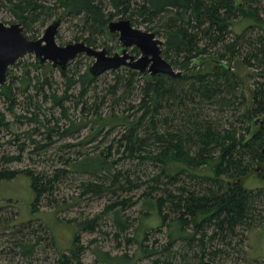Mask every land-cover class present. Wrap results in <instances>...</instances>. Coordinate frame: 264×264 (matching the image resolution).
I'll list each match as a JSON object with an SVG mask.
<instances>
[{
	"label": "trees",
	"instance_id": "trees-1",
	"mask_svg": "<svg viewBox=\"0 0 264 264\" xmlns=\"http://www.w3.org/2000/svg\"><path fill=\"white\" fill-rule=\"evenodd\" d=\"M1 8L11 14L10 23H20L31 39L39 37L48 21L77 18L74 24L80 35L76 39L90 46L98 44L100 36H114L107 23L115 16L134 15L155 36L164 37L161 54L180 71L179 75H150L123 65L106 92L91 98L87 92L96 88L97 76L88 68L71 69L68 74L71 61L66 77L61 76V92L49 69L30 75L28 67L41 69L43 62L23 63L18 58L7 69L6 82L0 85L6 105L0 109V127L10 131L9 142L17 150L0 154V180L21 173L27 176L32 212L39 211L43 200L55 214L62 210L65 200H57L54 189L70 174L81 178L80 195L108 197L100 211L67 220L73 234L67 252L57 255V264H131L133 255L111 253L100 246L93 247L92 263L81 259L80 234L101 230L103 220L111 222L116 237L124 236L127 246L136 245L147 264L224 261L242 227L264 222V214L256 213V205L264 204L263 186L246 185L254 173L264 180V124H259V118H264V0H0ZM242 16L252 23L233 32V21ZM238 63L254 68L250 85L239 73ZM14 66H21L19 75L13 73ZM48 66L52 68L51 63ZM134 82L141 83L136 104L124 100ZM75 85L78 91L70 92ZM30 86L43 102L49 101L48 109L57 110V116L52 112L40 117L41 104L33 103ZM16 92L24 96L22 113L15 111L20 105ZM106 100L110 103L103 111ZM66 102L78 108L77 117ZM118 103L125 107L117 110ZM5 112L33 125L12 131ZM116 128L119 132L102 146ZM83 129L87 132L81 136ZM22 134L25 139L20 141ZM100 134V143L88 147ZM54 136L77 140L59 145L60 150L75 149L69 155L60 153L51 170L8 166L23 161L26 147H32L29 153L50 147ZM134 190L139 191L136 199ZM135 203L143 215L167 227L164 243L158 238L150 242L142 221L133 225L125 210ZM15 214L13 220L3 217L0 205V228L12 226L16 254L31 256L42 236L30 217L23 220Z\"/></svg>",
	"mask_w": 264,
	"mask_h": 264
},
{
	"label": "rangeland",
	"instance_id": "rangeland-1",
	"mask_svg": "<svg viewBox=\"0 0 264 264\" xmlns=\"http://www.w3.org/2000/svg\"><path fill=\"white\" fill-rule=\"evenodd\" d=\"M52 1V0H51ZM242 1V0H239ZM128 14L125 16H115L112 20L117 19H129L131 24L139 29L150 31L146 28L145 22L142 21L141 18L137 17L133 19V17H127ZM135 18V17H134ZM12 20L11 14L4 8L0 9V21L4 22L5 24H10ZM78 19H63L57 29L56 32V41L59 44H65L68 42H75L80 39H76V36H79L78 26L74 23L77 22ZM48 21L45 26L40 30L39 36L42 35L44 28L49 24ZM252 19L249 17H239L232 23V30L233 32H240L246 25L251 24ZM114 36H107L103 35L100 36V41L94 48H101L105 47L109 49V52L116 50L119 45L118 33L114 32ZM161 40L164 39L162 35H156ZM139 53V50H138ZM137 54V53H136ZM21 62L28 63L30 61H34V54L27 53L23 57H21ZM93 57L86 56L85 54H79L75 59H73L70 64L68 65V74H70V70L79 69L83 71L84 69L88 68L89 65L93 61ZM48 64L50 61L43 62L41 69H33L32 67H28L30 70V75L40 73V71L48 70L50 71V77L52 80L58 82L57 91L61 92L64 89V85L60 83L62 81V77L60 72L52 67L49 68ZM20 65V64H19ZM238 65V71L241 74L243 80L246 84L252 82V75H250L251 71L254 70L253 67L244 66L240 63ZM123 66V65H122ZM21 66H14L12 71L13 73L19 75L21 72ZM121 67L107 70L101 74H99L96 78L97 80L94 82L96 88L94 90H89L87 92L89 97L95 98L96 96H100L106 92V86L109 83L113 82V78L116 72L120 73ZM177 70V69H176ZM256 78V76H253ZM34 80H32V84ZM140 83V82H139ZM138 82L133 83V89L131 90V94L126 95L124 100L126 102L132 101V103L136 104L138 99L140 98V84ZM55 88V87H54ZM46 91L50 89L46 87ZM78 86H74L69 90L70 92L76 93L78 91ZM30 91L34 94L35 89L33 86H30ZM122 92V88H121ZM17 93V92H16ZM17 98L20 105H16L15 111L16 113H22V104H24L23 98L24 96L20 93H17ZM100 99L98 98V101ZM23 101V102H22ZM38 101L41 104L40 110V117L43 115L50 116L53 112L55 115H58L57 110L55 109H48L50 103L43 102L42 97L34 94L33 103ZM21 102V103H20ZM110 101L106 100L103 105H101L102 110L106 111L108 108ZM67 106H70L69 112L74 115L78 116L79 111L78 108H73L72 103L66 102ZM6 105L4 104L3 100L0 98V109H5ZM115 107L117 110H122L125 107V104L118 103ZM7 119L11 123V130L12 131H22L27 129L28 127L32 126L33 123L30 125L28 124L27 119L23 118L21 122H18L13 118L12 114L9 112H5ZM52 123V122H51ZM259 124H264V118H259ZM254 130V128H253ZM87 129H83L79 135H85ZM119 132V129L116 128L112 131L110 136H107L104 139V142L101 144L102 146L108 144L112 137ZM102 134V133H101ZM98 137L96 142H92L88 145V147H93V145H98L101 141L102 135ZM25 136H21L20 141H23ZM39 137V136H38ZM12 136L9 130L6 128L0 127V154L3 152H15L17 147L9 142ZM54 141L50 147L42 148L39 150H29L32 147H26L25 151L23 152V161L11 163L9 167H16V168H25V167H33L37 170L47 169L51 170L54 167L55 163H58V156L61 155L60 153L65 152L66 155L71 154V150L75 149L74 147L69 150L68 148L64 150L59 149V145L65 141L74 142L77 138L70 137V138H58L54 136ZM28 142L27 140H25ZM83 149L84 147H80ZM88 149V148H86ZM89 150V149H88ZM73 155V154H72ZM119 155V154H118ZM115 154V157L118 156ZM59 165V164H57ZM150 170V169H148ZM255 175V173H254ZM250 176L247 181L246 185L249 188H257L263 186L264 191V180L257 176ZM81 178L79 175L70 174L67 179L63 180L61 183L57 185L54 189V196H56L57 200L63 198L65 200V204L62 205L63 208L57 214L53 212V208L46 205V201L40 205L39 211L32 212L31 211V202L33 200V192L30 186V180L24 174H18L12 179L9 180H0V205H1V212L3 217L10 218L11 220L14 219L16 216L15 212H17V217H20L23 220L27 218H31L32 220V227L38 231L39 235L42 236L40 240V244L37 245L36 252L28 257H21L19 254H16V249L13 247L12 244V236H13V227L8 226L6 228H0V264H57V258L59 252H65L70 244V239L72 237V229L66 225L68 219L72 217H84V216H91L93 213L100 211L104 204L107 202V195L105 193L101 195H91V194H84L80 195L81 187H80ZM138 190H134L132 193L134 194V198L136 199ZM10 199V200H8ZM264 201V197L262 198ZM256 213L260 212V214H264V204L259 203L256 205ZM125 213L133 218V225H140L141 221L144 224L143 229L147 228L150 235V242L154 238H158L159 241L164 243L165 241V230L166 226H158L159 221L150 218L147 215H143L144 210H141L139 203H135L132 206L126 208ZM29 220V219H28ZM12 223H14L12 221ZM150 227V228H149ZM158 227V228H157ZM101 230L96 232H82L80 234V245L83 246V250L81 253V259L84 262L92 263L95 260V253L93 251L94 246H100L101 249L107 250L111 253H124L127 252L129 255H133V259L131 264H147V260L141 258L140 252H137L136 245L132 244L127 246L124 240V236L116 237L114 235V228L111 225L109 220H103ZM133 230H130L132 232ZM32 237V236H31ZM240 241H237V239ZM232 248H228L227 252H229L228 258L224 261L221 259L212 260L213 264H248V260L254 262V264H264V222L260 223L256 221L251 227L246 228L242 227L239 230V235L236 236L231 242ZM67 252V251H66Z\"/></svg>",
	"mask_w": 264,
	"mask_h": 264
},
{
	"label": "water",
	"instance_id": "water-1",
	"mask_svg": "<svg viewBox=\"0 0 264 264\" xmlns=\"http://www.w3.org/2000/svg\"><path fill=\"white\" fill-rule=\"evenodd\" d=\"M60 23V17L51 20L42 35L31 39L24 34L20 23L5 24L0 21V85L6 82L7 69L27 53L34 54L37 64L50 61L63 78L67 75V64L80 53L94 58L88 67L94 77L121 65H127L141 74H180L161 55L163 41L152 31L134 27L129 19L110 20L107 23L108 31L117 32L119 39V48L112 54H108L105 47L94 48L82 40L57 43L56 32ZM132 46L138 48V56L129 53Z\"/></svg>",
	"mask_w": 264,
	"mask_h": 264
},
{
	"label": "flooded vegetation",
	"instance_id": "flooded-vegetation-1",
	"mask_svg": "<svg viewBox=\"0 0 264 264\" xmlns=\"http://www.w3.org/2000/svg\"><path fill=\"white\" fill-rule=\"evenodd\" d=\"M118 48H119V45H118ZM118 48H117L116 50H113L112 52H109V51L107 50V53H108V54H112V53H114L115 51H117ZM129 53H131V54H133V55H135V56H137V55L139 54V53L136 54V52H135V50H134V47H131V48H130ZM124 66H127V65H124ZM128 67H129V66H128Z\"/></svg>",
	"mask_w": 264,
	"mask_h": 264
},
{
	"label": "bare ground",
	"instance_id": "bare-ground-1",
	"mask_svg": "<svg viewBox=\"0 0 264 264\" xmlns=\"http://www.w3.org/2000/svg\"><path fill=\"white\" fill-rule=\"evenodd\" d=\"M162 41H163V40H162ZM132 47H135V46H132ZM137 49H138V48H137ZM138 55H139V54H138ZM138 55H137V56H138ZM161 55H162V54H161ZM121 66H122V65H121Z\"/></svg>",
	"mask_w": 264,
	"mask_h": 264
}]
</instances>
